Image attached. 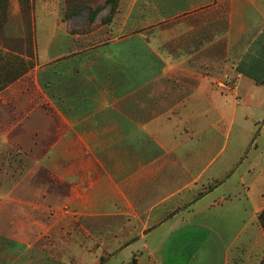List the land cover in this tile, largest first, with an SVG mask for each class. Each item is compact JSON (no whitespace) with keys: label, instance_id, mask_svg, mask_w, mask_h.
Segmentation results:
<instances>
[{"label":"crops","instance_id":"0c3cea01","mask_svg":"<svg viewBox=\"0 0 264 264\" xmlns=\"http://www.w3.org/2000/svg\"><path fill=\"white\" fill-rule=\"evenodd\" d=\"M61 1L0 90V264H260L264 0Z\"/></svg>","mask_w":264,"mask_h":264},{"label":"rangeland","instance_id":"374dc122","mask_svg":"<svg viewBox=\"0 0 264 264\" xmlns=\"http://www.w3.org/2000/svg\"><path fill=\"white\" fill-rule=\"evenodd\" d=\"M65 1L68 3V0L61 1L62 19L70 20V27L75 26L77 30L81 29V31L89 33L110 20L112 17L111 12L115 8V2H109V0H71V4L75 6L90 2L91 9L85 8L67 19L65 15H67L68 8ZM34 2L35 0H18L20 5L19 14L18 16H12L13 14H9L10 0H0V57L5 60L4 73H6H0V79L3 82L6 81L4 85L8 84V80L14 78L12 69H15L16 75L19 73L21 61L25 59L24 55H31L33 52V34L31 29L34 20V14L32 13ZM68 4L71 5L70 2ZM117 8L118 5L116 6ZM17 27L25 29L23 42H19L16 38H8L6 35V29H16ZM211 70V74H213L214 69ZM261 138L264 139V133ZM55 185L62 186L63 183L57 182ZM131 262L136 264V259H131L128 264Z\"/></svg>","mask_w":264,"mask_h":264},{"label":"trees","instance_id":"16d2710c","mask_svg":"<svg viewBox=\"0 0 264 264\" xmlns=\"http://www.w3.org/2000/svg\"><path fill=\"white\" fill-rule=\"evenodd\" d=\"M66 2V7L68 8V11L66 12V14L67 15H65V17L68 19L69 17H71L72 15H75V14H77L78 12H80L81 10H83V9H91V6H90V2H84L82 5H80V6H75L74 4H71V0L69 1L68 0V3L70 2V4L71 5H69L68 3H67V1H65ZM109 2H115V8H114V10L111 12V15L115 12V9H116V6L118 5V2H119V0H109ZM71 8V9H70ZM107 21V20H106ZM4 66H5V60L4 59H2L1 57H0V73H4V70H5V68H4ZM13 70V72H14V77L16 76V74H15V69H12ZM4 74H6V73H4ZM18 74V73H17ZM14 78H11L10 80H8V82H10L11 80H13ZM5 82L6 81H2L1 79H0V90L4 87V84H5ZM258 221H259V223H260V225L263 227V229H264V209L262 210V212H260L259 213V215H258ZM100 264H102V263H100ZM130 264H134L133 262H131ZM260 264H264V258L261 260V262H260Z\"/></svg>","mask_w":264,"mask_h":264}]
</instances>
